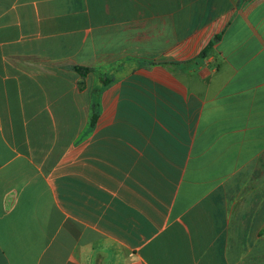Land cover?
Here are the masks:
<instances>
[{"label":"crops","instance_id":"obj_1","mask_svg":"<svg viewBox=\"0 0 264 264\" xmlns=\"http://www.w3.org/2000/svg\"><path fill=\"white\" fill-rule=\"evenodd\" d=\"M0 264H264V0H0Z\"/></svg>","mask_w":264,"mask_h":264},{"label":"trees","instance_id":"obj_2","mask_svg":"<svg viewBox=\"0 0 264 264\" xmlns=\"http://www.w3.org/2000/svg\"><path fill=\"white\" fill-rule=\"evenodd\" d=\"M213 46V42H210L207 47L202 51L201 56L205 55L206 52ZM76 69L81 73V74H85L86 72H88L90 70V68H82V67H76ZM96 118V114L93 117V121Z\"/></svg>","mask_w":264,"mask_h":264},{"label":"rangeland","instance_id":"obj_3","mask_svg":"<svg viewBox=\"0 0 264 264\" xmlns=\"http://www.w3.org/2000/svg\"><path fill=\"white\" fill-rule=\"evenodd\" d=\"M203 56V55H202Z\"/></svg>","mask_w":264,"mask_h":264}]
</instances>
